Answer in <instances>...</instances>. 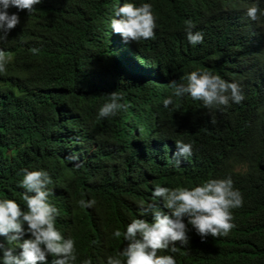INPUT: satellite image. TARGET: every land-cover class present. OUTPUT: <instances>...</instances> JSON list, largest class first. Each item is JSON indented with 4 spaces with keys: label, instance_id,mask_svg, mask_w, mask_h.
I'll list each match as a JSON object with an SVG mask.
<instances>
[{
    "label": "trees",
    "instance_id": "trees-1",
    "mask_svg": "<svg viewBox=\"0 0 264 264\" xmlns=\"http://www.w3.org/2000/svg\"><path fill=\"white\" fill-rule=\"evenodd\" d=\"M126 2L151 4L153 38L126 43L112 32ZM253 5L264 10V0H41L31 13L10 6L19 23L0 42L11 54L0 72V200L26 211L20 170L48 172L56 228L74 240L71 264H107L128 243L115 230L135 218L154 222L141 206L155 202L170 215L151 198L157 186L231 178L243 204L231 210L229 233L202 238L184 217L188 244L158 255L176 264H264V16L250 19ZM189 20L202 43L187 40ZM192 71L239 84L244 100L209 109L175 97L169 82L186 83ZM115 91L126 110L99 117ZM177 141L192 144V154L176 157ZM81 199L95 204L81 208Z\"/></svg>",
    "mask_w": 264,
    "mask_h": 264
},
{
    "label": "clouds",
    "instance_id": "clouds-1",
    "mask_svg": "<svg viewBox=\"0 0 264 264\" xmlns=\"http://www.w3.org/2000/svg\"><path fill=\"white\" fill-rule=\"evenodd\" d=\"M40 2L41 0H0V42L7 41L8 33L19 23L17 14L8 13L9 7L31 13L35 10L34 6ZM258 13L259 16H264V10L256 5L247 10V16L254 21L259 19ZM186 25L189 43L193 45L202 43L203 34L193 31L192 21H186ZM156 26L152 6L148 3L136 6L134 3L126 2L116 10L115 18L110 22L112 32L119 34L126 43L153 38ZM10 55L0 49V72L5 71ZM185 79L186 83H178L175 80L169 82L168 87L172 89V94L178 98L188 94L193 100L202 101L209 109L227 105L230 100L240 103L245 98L239 84L229 83L209 71H192ZM107 97L108 102L99 109V117L116 116L119 110H126V106L120 103L123 97L119 92L115 91ZM172 103V96L163 100L166 108ZM176 147L178 149L176 157L192 154L190 143L177 141ZM20 172L23 173L20 187L25 189L22 199L26 204V211H22L14 200H0V237H5L8 245L5 247L0 243L2 264H37L45 262L49 254L59 257L54 260V264H71L77 259L74 240L65 239L56 228L58 209L49 203L48 198L52 191L48 186L52 184V180L48 172L29 171L27 168L21 169ZM151 198L152 200L162 198L164 207L168 209L170 215L164 214L155 202L141 206L140 215L151 213L154 222L148 223L135 218L127 225L125 232L115 230L114 236L117 238L123 236V240L128 243L116 256H109L107 264H176L174 256L158 255V252L166 250L168 253L170 250L176 253L179 250L176 242H180L181 246L188 244L184 217L188 218V224L202 238L209 235L226 236L234 227L231 223L233 219L231 210L243 204L242 195L239 190L234 189L231 178L211 179L191 189L157 186ZM78 204L81 208H91L95 201L81 199ZM25 224L27 233L31 235L30 239H23L26 234ZM16 248L21 250L18 255L15 254ZM82 264H92V261L85 259Z\"/></svg>",
    "mask_w": 264,
    "mask_h": 264
}]
</instances>
